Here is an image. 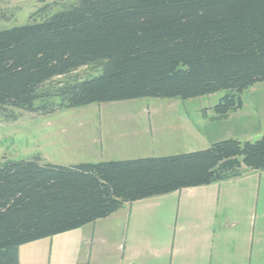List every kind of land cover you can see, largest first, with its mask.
I'll use <instances>...</instances> for the list:
<instances>
[{"label":"trees","instance_id":"obj_1","mask_svg":"<svg viewBox=\"0 0 264 264\" xmlns=\"http://www.w3.org/2000/svg\"><path fill=\"white\" fill-rule=\"evenodd\" d=\"M94 63L97 76L42 88ZM262 81L264 0H77L43 21L0 29V109L34 111L50 96L77 108L225 91L213 107L221 119ZM241 164L264 169V132L174 155L74 165L0 160V264H19L23 244L108 217L126 202L222 180Z\"/></svg>","mask_w":264,"mask_h":264},{"label":"rangeland","instance_id":"obj_2","mask_svg":"<svg viewBox=\"0 0 264 264\" xmlns=\"http://www.w3.org/2000/svg\"><path fill=\"white\" fill-rule=\"evenodd\" d=\"M76 1L0 0V29L43 21ZM100 72V63L85 65L51 79L42 88L50 89L68 79L94 77ZM225 93L218 91L186 100L145 97L77 108L62 107L57 97L50 96L36 100L34 111L2 108L0 160L38 157L40 163L71 165L101 161L97 158L100 154L106 161L125 160L203 150L213 142L229 138L241 142L258 140L264 132V81L240 93L241 108L217 119L213 107ZM46 104L48 108L39 109ZM118 140L120 143H116ZM122 148L126 149L123 154L115 153ZM93 229L87 225L23 244L18 247V259L21 264H43L42 260L44 264H62L65 256L73 255L76 261L71 263L80 264V255L88 251L95 255L90 264H105L103 252L108 258L119 252L116 246L102 244L100 236L111 241L118 232L120 238L132 233L129 226L114 231L97 226L91 243ZM138 232H159L170 245L174 227L152 223L146 231ZM99 252L101 258L97 259Z\"/></svg>","mask_w":264,"mask_h":264},{"label":"crops","instance_id":"obj_3","mask_svg":"<svg viewBox=\"0 0 264 264\" xmlns=\"http://www.w3.org/2000/svg\"><path fill=\"white\" fill-rule=\"evenodd\" d=\"M122 149L115 153L123 154L126 149ZM101 156L97 158L107 160ZM152 223L173 225L170 245L159 232H138ZM87 225L94 228L86 236L91 243L97 226L132 230L127 238H120L119 232L111 241L100 236L102 244L116 246L119 252L111 258L103 252L105 264H264V169L241 164L237 173L222 180L126 202L108 217L82 227ZM80 257V264H90L95 255L87 251ZM71 261L76 257L65 256L62 264Z\"/></svg>","mask_w":264,"mask_h":264}]
</instances>
